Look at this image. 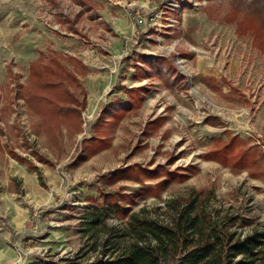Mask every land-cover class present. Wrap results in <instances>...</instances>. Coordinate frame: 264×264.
Returning <instances> with one entry per match:
<instances>
[{"label":"rangeland","instance_id":"obj_1","mask_svg":"<svg viewBox=\"0 0 264 264\" xmlns=\"http://www.w3.org/2000/svg\"><path fill=\"white\" fill-rule=\"evenodd\" d=\"M254 34L264 35V0H0V264L112 257L104 243L128 235L126 220L96 213L102 193L160 221L172 218L167 203L201 193L219 231L264 229ZM53 55L89 69L71 87L84 107L67 123L23 96ZM236 135L257 167L203 158Z\"/></svg>","mask_w":264,"mask_h":264},{"label":"trees","instance_id":"obj_2","mask_svg":"<svg viewBox=\"0 0 264 264\" xmlns=\"http://www.w3.org/2000/svg\"><path fill=\"white\" fill-rule=\"evenodd\" d=\"M259 35L254 34L255 40ZM88 73V67L73 56H49L47 63L32 68L31 75L36 84L23 92L24 99L31 109L47 112V116L67 123L73 114L78 115L79 109L84 107L83 99L80 100L71 87H81L79 78L86 77ZM80 92L86 95L83 89ZM131 92L136 94L133 90ZM214 118L208 117L207 120ZM156 120L164 124L163 117ZM155 123L153 121L151 124ZM214 142L216 147L203 155L204 159L217 161L221 165H233L238 169L258 166L253 149L244 148L239 136L230 137L224 143L220 139ZM200 196L201 193L185 203H178L177 200L171 205L167 203L172 218L160 221L132 212L129 196L124 197L127 201H120L113 193H102L103 207L98 206L96 213L126 220L128 235L122 237L128 236L130 242L121 246L120 235L110 236L105 246L119 250L112 257L104 253L89 261L67 258L61 261L41 260L32 264H264V229L254 228L244 236L226 229L219 231L211 215L197 206ZM109 201L110 204L107 203Z\"/></svg>","mask_w":264,"mask_h":264}]
</instances>
